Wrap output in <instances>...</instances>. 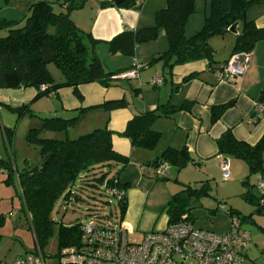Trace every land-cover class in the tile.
I'll return each instance as SVG.
<instances>
[{
    "label": "crops",
    "instance_id": "1",
    "mask_svg": "<svg viewBox=\"0 0 264 264\" xmlns=\"http://www.w3.org/2000/svg\"><path fill=\"white\" fill-rule=\"evenodd\" d=\"M37 0H0V24L17 22V27L23 25L30 4ZM51 2L50 0H46ZM122 1V0H121ZM100 0H87L80 9L72 10L69 14L74 24L94 39L90 45L91 52L102 62L105 71H123L140 64L138 77L134 79H115L109 86L98 82L84 83L77 86V93L72 87H60L48 95L35 99L38 89L34 87L8 89L0 88V158L9 162L15 169H22L32 165L38 166L39 158L32 163L28 154H19L16 150L17 135H21L30 128L38 127L42 118L61 117L69 119L81 112L80 118L73 127L83 126L78 133H87L95 128L106 126L112 131L111 144L114 151L128 158L119 174L120 181L127 184L125 190L126 211L122 223L129 234H136L138 238L152 230H163L168 224L166 212L171 196L186 185L193 187L195 182L203 181L209 186V181L220 172V162L226 159L229 163V177L237 186L236 194L250 206L248 212L240 208L239 204L228 202L225 209H232L240 215H249L254 207L246 202L242 193L247 186L257 195L255 188L249 183L251 175L248 165L241 159L218 153L217 138L227 129L237 139L254 145L264 134V115L254 121L250 115L256 110L257 104L264 96V39L258 40L253 49L250 63L244 73L235 80H218L215 71L233 53L232 48L238 33H231V37L224 34V54L222 59H216L218 53V39L211 37L209 46L214 51V63L208 64L206 59H197L164 68L162 62L149 64L152 58L168 49L165 31L160 29L155 39L137 43L134 36L137 31L155 25L156 13L164 8L163 0H146L141 6L101 7ZM58 9L62 6L58 2ZM208 0H196L195 11L188 18L185 34L193 35L202 28L204 18L208 14ZM198 12L196 16L195 13ZM246 20L253 21L256 27L264 28V3L250 6L245 13ZM238 28V26L236 27ZM6 29L0 28V35ZM48 68V65H47ZM54 82L62 81L61 72L48 69ZM196 74L195 76H190ZM157 80L156 83L152 81ZM106 102H119L116 107H102ZM29 104L33 116L25 114L17 120L14 112L8 107H19ZM169 110L167 114L153 119L151 128L160 134L153 149L133 146L130 140L119 133L125 130L126 124L135 115L154 111L158 106ZM224 105L221 117L211 122L210 107ZM14 128L11 146L5 145V128ZM72 128V127H71ZM70 128V129H71ZM68 131V134L70 132ZM44 136H51V132H42ZM77 134L74 137H77ZM56 136H63L57 134ZM73 137V138H74ZM166 148L187 150L190 158L185 167L177 170L169 165L164 175L156 176L154 161ZM39 154V152H38ZM264 160V153H262ZM22 166L19 168L18 164ZM202 174L199 178V174ZM221 173V172H220ZM1 181L5 182L9 175L0 173ZM264 176V173H261ZM192 177V178H191ZM194 180L192 183V179ZM260 177V176H259ZM248 185H244V181ZM241 182V185H240ZM238 184V185H237ZM197 188V187H196ZM239 191V192H238ZM223 196L230 200L233 196L225 193ZM235 195V194H234ZM220 201L217 200L216 203ZM242 209V210H240ZM216 209H210V214ZM194 225L198 228H213L212 223L199 225L195 216L190 212ZM260 215V214H259ZM255 232H250L242 222V228L250 236V244L244 252L242 264H264V224L253 221ZM215 232H224L229 226V217L225 213L223 223ZM220 229V230H219Z\"/></svg>",
    "mask_w": 264,
    "mask_h": 264
},
{
    "label": "trees",
    "instance_id": "2",
    "mask_svg": "<svg viewBox=\"0 0 264 264\" xmlns=\"http://www.w3.org/2000/svg\"><path fill=\"white\" fill-rule=\"evenodd\" d=\"M86 1L55 0L62 6L59 12L54 11V2L33 1L22 26L17 27L18 23L12 21L0 24V28L6 29L5 34L0 35V88L34 87L39 90L35 96L37 99L60 87H72L77 93V86L80 84L98 82L103 86H109L115 82L111 76L122 71H105L102 62L90 50L94 39L89 33L79 29L69 16L72 10L82 8ZM163 1L165 6L156 13L155 25L140 29L134 36L135 42L142 43L155 39L158 30L165 31L168 49L152 58L149 64L161 61L164 68L170 69L175 64L203 58L212 65L215 62L214 51L209 46V39L223 36L235 23L238 26L236 28L238 33L232 48L233 54L250 51L258 40L264 39V28L256 27L253 21H248L245 17L250 6L264 3V0H208L209 10L202 28L191 36L185 34V26L195 11L196 0ZM133 5L134 0H122L119 4L115 1H102L100 6L133 7ZM48 64H53L61 72L62 81H53L47 68ZM43 86L46 88L42 89ZM259 102H264V96H260ZM119 105V102H106L102 107ZM29 106L24 104L8 109L16 114L18 120L25 114L33 116ZM224 108V105L210 107L212 123L221 117ZM81 112L69 119L42 118L38 127L28 130L26 140L37 146L42 160L40 165L18 170L11 163L0 159V166L4 167L9 175L5 182L15 180L17 175L22 209L40 250L41 244L52 231L51 212L59 198L66 203L76 202L80 199L81 192L88 188L99 190L100 195L111 198L105 192L106 186H116L124 191L127 188V184L120 181L119 174L128 158L113 150L112 131L104 126L74 138L68 136L69 129L80 118ZM167 112L169 110H163L160 105L154 111L135 115L119 135L128 138L133 146L153 149L160 134L151 128L152 121ZM262 115L264 111L260 116ZM260 116L256 110L250 115L254 121ZM14 128L4 130L6 147L11 146ZM42 132H51L54 136H42ZM60 133L63 136L57 138L55 135ZM216 143L218 153L243 160L251 174L264 173L262 160L264 134L256 144L250 145L237 140L231 130L227 129L217 138ZM189 160L185 148H166L153 164L154 169L162 163H167L180 170ZM243 183L248 185L246 180ZM247 187L242 197L254 207V212L240 215L232 209H225L230 214H236L241 222H253L254 213L264 215V206L259 204V191L257 190L255 195L251 187ZM207 194L209 186L205 184L200 188L186 185L184 189L173 194L166 209L168 223L176 222L185 212L190 214L191 201ZM116 204L120 223L127 207L126 198ZM79 225L80 223L59 225V249L77 242L80 234Z\"/></svg>",
    "mask_w": 264,
    "mask_h": 264
},
{
    "label": "built area",
    "instance_id": "3",
    "mask_svg": "<svg viewBox=\"0 0 264 264\" xmlns=\"http://www.w3.org/2000/svg\"><path fill=\"white\" fill-rule=\"evenodd\" d=\"M113 2L114 0H100ZM146 0H134V5L141 6ZM252 50L232 54L215 71L218 80L233 81L241 76L248 67ZM140 64L118 74L112 79H134L138 77ZM157 80L152 81L156 83ZM43 86L42 89H45ZM260 116L264 107L256 106ZM8 148V146H7ZM1 159V158H0ZM222 179L229 177V163L221 160L219 165ZM169 169L167 163L155 167L154 172L164 175ZM7 170L0 166V173ZM18 184L17 175H15ZM260 206H264V176L257 182ZM18 190L21 189L18 186ZM105 192L117 203L125 197V191L105 187ZM221 208H224L221 205ZM225 213L229 217L228 229L215 232L198 228L191 215L183 213L179 220L168 223L163 230L146 232L138 241H130L127 228L122 223L110 226L93 220L79 225L80 234L76 243L63 246L56 255V264H242L244 252L250 244L249 234L242 228V222L236 214ZM0 264H47L45 256L37 245L34 252L24 253L9 262Z\"/></svg>",
    "mask_w": 264,
    "mask_h": 264
},
{
    "label": "rangeland",
    "instance_id": "4",
    "mask_svg": "<svg viewBox=\"0 0 264 264\" xmlns=\"http://www.w3.org/2000/svg\"><path fill=\"white\" fill-rule=\"evenodd\" d=\"M54 2V11L59 12L58 4H55V0H50ZM198 15V12L195 13ZM227 37H231V33L226 32ZM218 39V46L220 47L218 53L216 52V59H222L224 54V35L216 36ZM48 69L60 73V71L53 65L48 64ZM83 126L72 127L68 134L69 137H74L78 133V130H82ZM26 131L21 135H17L16 138V150L19 154L25 153L31 157L32 163L35 164V160L39 158L38 148L33 143H29L26 140ZM42 136H44L42 134ZM51 136H54L52 134ZM49 136V137H51ZM56 136V135H55ZM59 138V136H56ZM230 161V160H228ZM21 163L18 164L20 168ZM31 166H35L32 165ZM221 172V171H220ZM218 173L213 179L209 181L210 185V196H203L198 199H194L191 202V212L195 216V220L199 225L201 222L204 224H209L213 221L212 226L215 230L220 228L219 224L224 222L225 219V208H221V204L226 206L229 205L228 202L233 201V204H239L240 208L245 207L243 213L248 212L250 206L247 205L240 197L237 195V186L228 179H222L221 173ZM202 174L200 173L197 177L199 178ZM261 177V173H259ZM258 174L251 175L249 178V183L255 188L260 177ZM192 179V183L194 180ZM192 178V177H191ZM206 182V181H205ZM203 181L195 182L193 187L200 188L203 184H207ZM238 185V184H237ZM241 185V182H240ZM257 189V187H256ZM99 190H94L88 188L81 192L80 199L76 202L66 203L62 198H59L51 212L52 231L47 236L46 240L41 244V251L45 256L47 264H56V255L59 251L58 242V228L60 224L69 226L75 223H83L87 220H93L96 222H101L104 225L115 226L118 225L119 210L117 204L113 198L106 197L99 194ZM239 192V191H238ZM225 193H230L233 196L228 199L223 196ZM235 194V195H234ZM219 200V203L216 201ZM210 209H216L214 213L210 214ZM0 215L2 219L0 220V261L9 262L15 257L22 255L26 252H34L37 249V243L35 241L32 229L26 219V215L22 209L21 200L18 195V188L16 181L9 180L8 182L1 181L0 176ZM252 220L257 223L264 224V215L252 214ZM253 222H246V228L252 233L255 232V227ZM197 226V225H196ZM210 228L211 230H214ZM220 230V229H219ZM130 241H138V236L136 234H129ZM264 247V244H262Z\"/></svg>",
    "mask_w": 264,
    "mask_h": 264
},
{
    "label": "water",
    "instance_id": "5",
    "mask_svg": "<svg viewBox=\"0 0 264 264\" xmlns=\"http://www.w3.org/2000/svg\"><path fill=\"white\" fill-rule=\"evenodd\" d=\"M114 1L116 4H119L121 2V0H114ZM241 18H242V16H241ZM236 27H237V23H235L234 25L229 27L228 31L231 33H236L237 32Z\"/></svg>",
    "mask_w": 264,
    "mask_h": 264
}]
</instances>
